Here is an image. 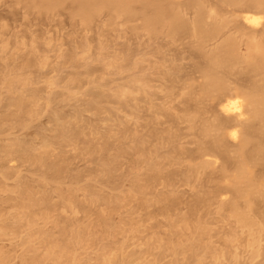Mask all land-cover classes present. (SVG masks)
Instances as JSON below:
<instances>
[{"label":"bare ground","instance_id":"1","mask_svg":"<svg viewBox=\"0 0 264 264\" xmlns=\"http://www.w3.org/2000/svg\"><path fill=\"white\" fill-rule=\"evenodd\" d=\"M14 1L47 13L67 9L86 31L101 22L120 33L126 27L149 38L162 36L177 43L188 40L197 58L191 74L178 77L176 87L174 76L182 68L172 66L164 73L171 86L167 103L178 92L185 104L177 112L173 107L155 108L168 126L152 132V149L149 139L123 121L120 133L130 138L128 146L111 142L116 137L112 129L90 126L97 141L86 139L85 148L103 155V171L111 180L110 167L117 162L112 153L118 161L130 152L140 153L133 161L137 169L134 190L115 195L91 185L80 187L83 175L72 174L66 159L51 158L62 142L85 137L84 129L70 125L71 120L83 119L85 110L76 109L73 116L61 107L53 112L58 138L39 128L29 140L3 135L6 130L31 129L46 109L59 102L60 96L45 95L44 87L36 83L39 79L30 73L37 68V78H43L48 71V49L43 47L41 55H17L13 64L0 70V193L16 197L10 210L0 205V264H244L246 254L264 260V0ZM7 47L3 44L0 52ZM97 49L104 72L129 71L134 76L123 86H111L107 94L89 89L87 109L106 111V121L116 120L119 112L101 107L105 101H114L131 113L138 111L141 97L149 95L151 88L149 75L136 74L141 64L133 60V53L138 52L130 47L115 50L106 39ZM91 50L88 37L73 47L69 60L76 70L66 82L69 93L72 84L93 83L87 81L97 72L88 63ZM82 67L84 73L79 71ZM44 83L46 88L55 85L51 80ZM183 124L193 134L194 149L184 145ZM8 161L29 163L40 177L35 181L21 178L6 166ZM174 167L179 170L170 169ZM143 169L146 173L141 175ZM210 170H218L222 185L194 203H185L186 211L171 215L173 207L182 205L174 194L157 212L166 217L169 228L178 231L153 234L142 243L147 248L138 250L132 240L145 222L140 218L128 223L122 217L126 203L140 195L138 206L149 208L166 198L158 193L148 196L141 183L173 186L181 176L189 184L200 181ZM66 182L74 186L65 188ZM4 198L0 195V202ZM201 204L207 207L204 213ZM214 205L217 214L225 212L234 224L225 236L211 227L208 215ZM79 213L90 221L78 219ZM151 218L149 214L148 220Z\"/></svg>","mask_w":264,"mask_h":264},{"label":"rangeland","instance_id":"2","mask_svg":"<svg viewBox=\"0 0 264 264\" xmlns=\"http://www.w3.org/2000/svg\"><path fill=\"white\" fill-rule=\"evenodd\" d=\"M103 30H106V32H103ZM125 31L124 33H120L119 29L113 31L106 25H102L101 22H97L89 31H86L79 20L73 18L67 9L61 10L58 13H47L34 8L28 9L24 4H18L14 0H0V47L3 44L8 46L4 53L0 52V70H3L7 64H13L17 55L33 56L35 53L41 55V49L46 47L48 49L47 62L49 64L46 66V69L48 71H45L46 73L43 75V78H37V68L31 70L30 73H32L31 75L33 77H36L35 79H39L36 80V83H38L39 87H44L45 95L60 96L59 102L46 109L42 116L34 121L31 129L6 130L3 134L4 137L12 135L21 139H33L39 128L47 130L50 136H57L58 138L57 124L53 119V112L61 107L73 116L76 109L85 110L82 116L83 119L71 120L73 123H70L74 128L81 127L84 129L85 137L80 136L72 143L60 142L61 145L57 146L51 158L58 162L66 159V168L72 174H82L83 178L78 183L80 187L91 185L95 189L102 190L108 195L134 190L135 187L133 185L135 184L137 169L134 168L133 161L140 156V153L133 154L130 152L129 155L120 157L119 161L114 156L116 155L115 152L111 154V157L117 161L115 162L110 157V160L116 163L110 167L112 170V180L115 182V185L111 184L112 180L103 171L101 162L103 155L99 152L90 153L85 148L86 139H94L97 141V138L91 136L90 126L95 124L100 126L103 131L112 129L111 133L116 134V137H113L111 142L115 145L128 146L130 138H126L124 134L120 133L122 128L119 126V123L123 121L124 125L129 128L131 126V129L136 128L140 135L144 136L146 140L149 139L151 143L148 145V148L152 149L155 145V141L150 139L152 132L154 130L161 131L168 126L164 117L157 116L155 108L162 106L173 107L172 111L177 112L185 104L178 92L172 98V101L167 103L168 98L166 95L171 86L165 80L164 73L172 68V66L182 68L174 76V86L176 87L179 85L178 77L191 74L197 58L188 40L177 43L170 42L162 36L149 38L143 34L135 35L126 27ZM106 33L107 35H104ZM85 37L89 38L92 46L91 58L88 60V63L97 72L91 79L87 78L88 82L93 80V83L81 87L77 84H72L71 92L69 93L66 91V82L74 75L72 73L76 70L70 63L69 55L73 47L79 44ZM102 39H106L111 46L115 47V50L123 51L125 48L130 47L137 51L138 55L133 53V60H137L141 66L136 74L149 75L151 77L150 94L146 97H141L138 104V111H134L135 114L128 111V109H122L120 105L111 100L105 101L101 105L106 110L114 108L119 112L116 120L115 117H111L108 121H106L108 118L106 111L87 109L86 104L91 100L88 90L94 89L107 94L111 86H123L134 75L129 71H115L110 74L104 72L103 65L98 61L99 51L97 49L98 43ZM22 43H25L26 47H23ZM47 43L48 45L45 46ZM61 54H63V58L60 60L59 56ZM79 71L84 73L85 68L82 67ZM48 80L54 82L55 85L46 88L47 84L44 82ZM180 130L185 137L183 142L186 148L194 149L195 145L193 144L194 137L192 132L184 124L180 126ZM165 151L163 149L162 152ZM6 166L13 168L16 175L21 178L35 181L40 177V172L36 170L37 168L31 166L29 163L8 161ZM170 169L179 170L178 167ZM183 169L184 167L181 168V170ZM139 173L144 175L146 170H140ZM141 185H145V192L148 196L158 193L163 194V196L166 195V198L161 199L149 208L138 206L140 195L137 196V200H134L135 198L132 199L134 201L133 203H126L128 206L124 209L122 217L127 218L128 223H136L140 218L145 222L143 227L140 228V232L136 233L132 240L138 250L146 247L142 243L152 238L154 236L153 234L168 235L178 231V228H169L166 217L161 216L157 212L159 208L165 207L170 203V199L174 194L179 195L182 205L173 207L171 215L179 213L180 211H186V209H183L185 203H194L197 198L206 197L205 194L208 191L210 192L221 186L222 182L218 177V170H210L208 173L202 175L200 181L195 179L189 182V184L179 176L173 182V186H168V184L149 185L144 181ZM72 186H74V183H65V188ZM0 195L5 197L3 202H0V205L10 210L14 199H16L15 195L11 196L10 193H0ZM199 209L204 213L207 207L201 204L199 205ZM149 214H152L153 218L148 220ZM88 217L84 213L77 214V218L83 220V222H89L90 218ZM208 218L211 221V227L214 233H220L221 236L227 235L230 229L234 227V224L229 220L225 212L217 214L216 205L212 206L211 215L209 214ZM127 235L131 238L133 237L129 233ZM121 238L120 236L119 239ZM19 250L20 248L16 251L14 250L13 253H17ZM190 264L194 263L191 262ZM222 264L230 263L223 262ZM244 264H264V260L262 257L251 259L246 254Z\"/></svg>","mask_w":264,"mask_h":264}]
</instances>
